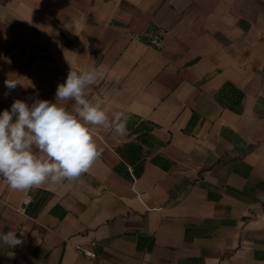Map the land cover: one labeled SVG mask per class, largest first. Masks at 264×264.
<instances>
[{"label":"crops","instance_id":"0c3cea01","mask_svg":"<svg viewBox=\"0 0 264 264\" xmlns=\"http://www.w3.org/2000/svg\"><path fill=\"white\" fill-rule=\"evenodd\" d=\"M71 68L126 131L78 181L0 178V264H264V0H0V112Z\"/></svg>","mask_w":264,"mask_h":264},{"label":"clouds","instance_id":"9594fccd","mask_svg":"<svg viewBox=\"0 0 264 264\" xmlns=\"http://www.w3.org/2000/svg\"><path fill=\"white\" fill-rule=\"evenodd\" d=\"M95 69L68 72L64 83L58 84L55 102L36 98L31 105L15 99L10 109L0 112V177L8 187L28 193L46 182L78 181L102 156L92 127L126 131L127 117L112 113L111 119L99 102L85 96V89L97 79ZM8 95L19 84L4 81ZM62 101H74L69 110ZM30 196L23 203L28 204ZM17 230L0 233V242L9 248L24 243ZM24 237V231L20 230Z\"/></svg>","mask_w":264,"mask_h":264},{"label":"built area","instance_id":"2783aa9c","mask_svg":"<svg viewBox=\"0 0 264 264\" xmlns=\"http://www.w3.org/2000/svg\"><path fill=\"white\" fill-rule=\"evenodd\" d=\"M41 55L43 56L44 53H42ZM0 178H1V177H0ZM23 205H26V204L23 203ZM84 255H85L86 257H89V258L93 257V254H92V253H89V252H84Z\"/></svg>","mask_w":264,"mask_h":264}]
</instances>
